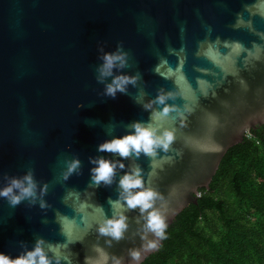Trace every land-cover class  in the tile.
I'll use <instances>...</instances> for the list:
<instances>
[{"label":"water","instance_id":"1","mask_svg":"<svg viewBox=\"0 0 264 264\" xmlns=\"http://www.w3.org/2000/svg\"><path fill=\"white\" fill-rule=\"evenodd\" d=\"M118 43L129 53L123 71L142 74L145 102L163 87L183 113L160 121L176 129L168 157L154 168L146 156L135 161L164 197L168 225L209 188L228 148L264 124V0H0V187L32 168L49 185L50 205L11 207L0 198V252L15 257L39 236L74 241L61 247V264H84L97 245L130 264L128 249L140 247L138 209L127 213L124 240L109 247L96 232L98 206L112 215L108 199H117L130 161L111 186H89V157L118 159L97 151L112 138L110 125L120 136L128 123L150 119L133 100L137 88L113 99L95 79L99 46L114 51ZM74 157L82 174L64 181L65 160Z\"/></svg>","mask_w":264,"mask_h":264},{"label":"clouds","instance_id":"2","mask_svg":"<svg viewBox=\"0 0 264 264\" xmlns=\"http://www.w3.org/2000/svg\"><path fill=\"white\" fill-rule=\"evenodd\" d=\"M101 63L96 66V81L104 85L103 95L115 98L117 93L129 94V85L137 88V94L133 97L135 103L141 105L145 110H150L148 122L133 121L125 125L128 129L126 134L112 135L115 125H110L107 139L100 143L97 151L100 153H110L113 159L105 156L89 157V162L94 165L91 168L90 187H99L102 184L111 186L116 180L118 173L126 169L124 160L130 161L126 171L119 176L117 191L118 197L113 200L108 199L112 215L105 214L102 206H98L102 219L96 222V232L100 237L108 239L109 247L111 242H120L126 238L129 229L128 212L138 209L139 216L137 223H141L138 232L141 240L139 248L128 249L130 264H139L142 255L155 251L160 247V242L166 239V229L168 227V209L166 205L159 204L163 201L162 194L145 181V170L135 161L141 155L150 160V168H154L157 160L168 157L172 145L176 140V129L166 127L160 121L169 117L172 112L182 116L183 113L175 104L168 101L175 100L172 91L159 88L157 95L145 102L148 95L143 87H138L142 80V74L137 71L135 74H128L123 70L129 67V53L124 50L123 44L118 43L114 51H105L103 45L99 46ZM162 106L158 108L155 106ZM70 147V145H69ZM163 152L165 155L160 156ZM66 168L62 172V179L67 181L73 174H82V162L78 157L65 160ZM151 174V173H150ZM7 183L0 187V198L8 201L11 207H15L24 201H28L30 206L39 203L41 209L50 207L44 199L48 192V183L40 185L35 179L34 170L29 168L22 176H5ZM47 222L46 220L44 221ZM74 241H69L72 243ZM68 243L53 244L43 237H37L31 249L23 243L24 249L17 256L0 252V264H61L67 262V257L61 253V247H68ZM95 256L85 257L84 264H124L123 257L109 254L104 248L95 246Z\"/></svg>","mask_w":264,"mask_h":264},{"label":"trees","instance_id":"3","mask_svg":"<svg viewBox=\"0 0 264 264\" xmlns=\"http://www.w3.org/2000/svg\"><path fill=\"white\" fill-rule=\"evenodd\" d=\"M197 194L140 264H264V124L228 148Z\"/></svg>","mask_w":264,"mask_h":264},{"label":"flooded vegetation","instance_id":"4","mask_svg":"<svg viewBox=\"0 0 264 264\" xmlns=\"http://www.w3.org/2000/svg\"><path fill=\"white\" fill-rule=\"evenodd\" d=\"M258 126H260V125H258ZM257 128V127H256Z\"/></svg>","mask_w":264,"mask_h":264},{"label":"built area","instance_id":"5","mask_svg":"<svg viewBox=\"0 0 264 264\" xmlns=\"http://www.w3.org/2000/svg\"><path fill=\"white\" fill-rule=\"evenodd\" d=\"M247 135V134H246ZM198 195V194H197Z\"/></svg>","mask_w":264,"mask_h":264}]
</instances>
